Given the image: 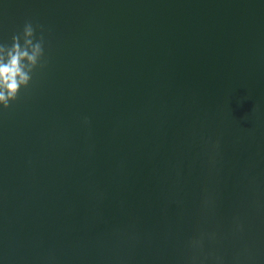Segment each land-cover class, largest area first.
<instances>
[{
	"label": "water",
	"instance_id": "water-1",
	"mask_svg": "<svg viewBox=\"0 0 264 264\" xmlns=\"http://www.w3.org/2000/svg\"><path fill=\"white\" fill-rule=\"evenodd\" d=\"M26 24L0 264H264V0H0Z\"/></svg>",
	"mask_w": 264,
	"mask_h": 264
},
{
	"label": "clouds",
	"instance_id": "clouds-1",
	"mask_svg": "<svg viewBox=\"0 0 264 264\" xmlns=\"http://www.w3.org/2000/svg\"><path fill=\"white\" fill-rule=\"evenodd\" d=\"M31 24H26L23 32L24 43L13 36L10 49L0 45V106L7 107L17 96L20 88L30 81L29 66L35 67L42 55L39 43L34 44Z\"/></svg>",
	"mask_w": 264,
	"mask_h": 264
}]
</instances>
